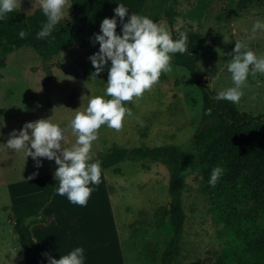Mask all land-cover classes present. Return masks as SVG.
<instances>
[{
  "label": "rangeland",
  "instance_id": "1",
  "mask_svg": "<svg viewBox=\"0 0 264 264\" xmlns=\"http://www.w3.org/2000/svg\"><path fill=\"white\" fill-rule=\"evenodd\" d=\"M169 6L175 13L177 32L193 30L211 45V53L201 59L199 66L207 72L203 83L213 90L233 86L227 64L236 42L264 56V32L251 31L256 20L264 21V0H170ZM38 8L36 0H22L17 11L28 15ZM71 13L72 5L68 11L66 6L62 27H70ZM158 24L172 35L166 20ZM96 52L74 46L44 59L32 48L14 50L6 65L0 67V143H6L14 129H21L29 121L50 118L65 127L75 111L86 108L91 96L101 95L110 62L92 82L90 76L95 69L89 56ZM171 63L173 71L162 73L159 82L142 98L125 102L133 115L125 119L121 130L106 126L98 130L90 162L117 146L190 144L202 127L203 95L189 70L177 66L173 56ZM242 90L238 110L264 115V75L249 76ZM75 141L68 128L64 147L71 148ZM41 161L42 167L37 168L23 151L0 148V264H48V256L59 259L78 246L85 250V264L159 263L169 240L170 202L169 169L159 162L144 167L122 163L101 172L100 184L90 185L94 191L83 207L55 192L43 212L49 218L48 226L37 223L31 227L37 246L34 250L22 248L10 219V207L42 193L53 179L55 161ZM33 173L38 174L28 179ZM185 176L183 241L176 264H219L218 258L232 238L210 213V191L200 171H186ZM246 239L239 242L241 250L246 248ZM11 249L17 250L16 257H9Z\"/></svg>",
  "mask_w": 264,
  "mask_h": 264
},
{
  "label": "trees",
  "instance_id": "2",
  "mask_svg": "<svg viewBox=\"0 0 264 264\" xmlns=\"http://www.w3.org/2000/svg\"><path fill=\"white\" fill-rule=\"evenodd\" d=\"M71 0L72 13L69 28L58 24L52 35L44 40L36 33L46 21L40 8L31 14L9 13L0 22V67L6 65L8 56L16 49L28 47L36 50L44 59H51L60 51L79 47L99 50L94 36L100 31L104 18H111L119 3L130 13L145 15L158 23L166 20L173 39L175 13L170 0ZM151 11V12H150ZM127 19V17L125 18ZM23 29L28 33L18 38ZM121 25L117 18V34ZM188 35V51L173 55L177 66L189 70L191 77L203 95L202 127L195 133L186 147L165 144L135 148L114 147L104 152L98 160L101 172L122 163L147 166L148 163L164 164L170 173L168 194L169 240L158 264H176L181 251L184 231V209L182 193L185 187V172L199 170L210 191V213L217 224H223L232 240L218 258L219 264H264V115L242 114L236 104L216 100L217 91L203 83L206 70L199 66L202 58L212 51L211 45L203 41L193 30ZM223 168V175L215 187L209 185L214 167ZM58 182L51 179L42 193L32 195L10 207V219L22 248L36 245L32 225L47 223L44 208L51 202ZM246 239V248L239 242Z\"/></svg>",
  "mask_w": 264,
  "mask_h": 264
},
{
  "label": "clouds",
  "instance_id": "3",
  "mask_svg": "<svg viewBox=\"0 0 264 264\" xmlns=\"http://www.w3.org/2000/svg\"><path fill=\"white\" fill-rule=\"evenodd\" d=\"M46 21L36 33V38L44 40L52 35L55 27L67 17L71 4L68 0H36ZM22 0H0V22L16 12ZM111 18H104L100 31L94 36V43L99 44V50L89 56L94 72L91 73L95 82L101 72L108 67L107 82L101 95L91 96L83 111H75L65 127L53 123L50 118L26 122L21 129L13 130L6 143H0V148L31 156L37 168L42 167L41 158L54 160L57 168L53 178L58 182L55 192L66 196L69 203L86 206L94 191L90 185L98 186L101 182V166L98 160L90 162V150L98 138V130L102 126L119 131L125 119L133 115L125 102H135L143 97L159 82L161 74L173 71L172 56L176 53L185 54L188 51V35L178 32L175 39L168 31L145 15L130 13L122 3L113 10ZM127 17V19H125ZM117 18L121 25L117 34ZM252 33L264 32V21L256 20ZM28 33L21 29L18 38L24 39ZM231 59L227 64V72L231 74L232 87L221 90L214 97L216 100H226L239 104L244 95L243 87L249 76L264 75V56H257L247 44L236 42ZM100 80V79H99ZM91 85H89L90 87ZM3 121H0V127ZM70 128L76 137L71 148L64 147L65 132ZM3 135V133H0ZM223 168L212 169L209 185L215 187L223 175ZM33 173L28 179H32ZM9 257H16L17 250L11 249ZM47 256L48 254L45 253ZM48 264H85V250L75 247L59 259L48 256Z\"/></svg>",
  "mask_w": 264,
  "mask_h": 264
},
{
  "label": "crops",
  "instance_id": "4",
  "mask_svg": "<svg viewBox=\"0 0 264 264\" xmlns=\"http://www.w3.org/2000/svg\"><path fill=\"white\" fill-rule=\"evenodd\" d=\"M47 208H48V206L44 209V213H46V211H47ZM49 218H47V220H48ZM39 225H44V226H48V222H47V224H39ZM35 226V225H34ZM116 234H117V241H118V230L116 231ZM34 236V235H33ZM35 239V238H34ZM36 241V240H35ZM37 246V243H36V245L34 246V247H31L30 249L31 250H34L35 249V247ZM25 249H29V248H25ZM120 253L122 254V256L124 257V252L122 251V249L120 250ZM120 264V263H119Z\"/></svg>",
  "mask_w": 264,
  "mask_h": 264
}]
</instances>
